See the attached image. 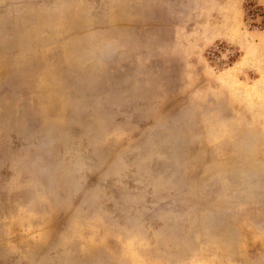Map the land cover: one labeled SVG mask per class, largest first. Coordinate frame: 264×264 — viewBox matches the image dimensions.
Wrapping results in <instances>:
<instances>
[{"label": "rangeland", "instance_id": "1", "mask_svg": "<svg viewBox=\"0 0 264 264\" xmlns=\"http://www.w3.org/2000/svg\"><path fill=\"white\" fill-rule=\"evenodd\" d=\"M0 264H264V0H0Z\"/></svg>", "mask_w": 264, "mask_h": 264}]
</instances>
